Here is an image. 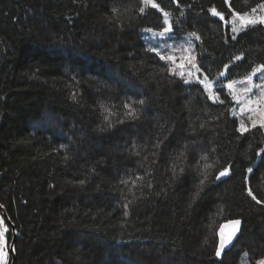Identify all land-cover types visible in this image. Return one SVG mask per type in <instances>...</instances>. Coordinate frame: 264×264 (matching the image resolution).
<instances>
[{"label": "trees", "instance_id": "1", "mask_svg": "<svg viewBox=\"0 0 264 264\" xmlns=\"http://www.w3.org/2000/svg\"><path fill=\"white\" fill-rule=\"evenodd\" d=\"M86 2L0 0V204L19 234L14 264H256L264 258V207L247 197L242 177L253 167L250 184L264 200V162L255 155L264 132L240 137L226 105H205L198 86L149 75L155 70L137 33L162 21L156 9L134 28L135 13L125 9L139 0ZM156 2L180 17L171 0ZM260 2L230 0L235 10ZM186 4L193 6L184 8L178 37L193 26L202 35L196 50L210 79L224 64L235 79L264 62V26L234 42L207 13L216 6L227 17L224 0ZM114 5L124 12L123 31L104 19ZM139 99L148 103L127 119L123 103ZM109 112L111 128L103 119ZM205 154L218 163L189 208ZM228 161L233 175L216 181ZM232 218L243 220L242 233L216 258L217 229Z\"/></svg>", "mask_w": 264, "mask_h": 264}, {"label": "snow or ice", "instance_id": "2", "mask_svg": "<svg viewBox=\"0 0 264 264\" xmlns=\"http://www.w3.org/2000/svg\"><path fill=\"white\" fill-rule=\"evenodd\" d=\"M76 2V0H73ZM176 5V9L180 11V17L173 19V13L171 11H165L156 0H139L138 4L132 5L130 8L125 9V12L130 15L129 26L139 28L141 18L146 17L149 13V9H156L157 12L162 14V21H158L155 26H148L140 28L137 33L138 39L142 40L145 47L140 51L145 54L149 61H151V67L155 70L150 73V76H161L167 78L169 83H180L188 86L189 89L196 87L197 98H204L203 103L207 105L208 101H211L215 105H226L228 114L237 117L239 120L238 126L235 128V132L240 134V137H244L246 133L252 130H258L264 132V62L252 67L250 73H248L244 79L235 80L229 79L230 64H224V70L219 71L215 78H211V70L206 69L203 63L202 53L197 52V41H202V35L193 26V30L188 31L183 44L175 43L179 33L183 31L179 25L185 23L182 17H184V8L190 9L193 5L186 4L181 6V0H171ZM224 4L228 5V16L226 17L223 11L217 9L216 6L209 7L207 13L211 17L218 18L215 23L220 25L221 23L225 28L229 29V39L234 42H239L243 39L242 34H247L249 30H254L257 26H264V0L257 3L255 7H251L248 10H235L230 3V0H224ZM83 6L87 8L88 4L84 0ZM124 12H121L115 5L111 8L110 14L105 16L104 19L109 25L116 22L117 28L121 31L124 29L123 23ZM169 40L174 41L169 43ZM225 43H228V39H225ZM135 52H129V56H133ZM148 54H152L149 56ZM244 59V53L236 55L231 58V63L242 61ZM254 77L260 82L255 83ZM241 86V91H237V87ZM191 95V92L189 93ZM229 97L231 98L229 100ZM72 98L75 100L76 93L72 94ZM148 103L146 99H139L138 101L124 102L123 108L125 110L124 115L129 120H136L139 118L144 106ZM231 105L228 107V105ZM137 105L139 107H137ZM107 111V109H105ZM114 113L109 112L104 116V121L107 122V127L111 128L112 122L109 116ZM223 116L224 113H220ZM219 117H217L218 119ZM119 123H124V120H120ZM205 123L200 124V128L204 129ZM101 131L104 128L100 129ZM239 139V137H238ZM61 148H65V145H61ZM159 147V143L156 145ZM57 151V149H53ZM214 151V150H213ZM139 155V153H135ZM264 149L256 152L255 155L261 157L264 162ZM155 155V153H153ZM35 159V157H34ZM68 159L67 156L64 157ZM200 161H204L201 165ZM218 163V162H216ZM216 163L209 162V155L205 154L200 157V160L196 162L197 167L200 168L198 175H202L203 178L199 180L195 192L192 195V200L188 207L191 208L198 199H202V193L205 191L206 181L209 176V169L216 167ZM184 169H181L183 174ZM234 172V162L228 161V163L218 170L215 175L216 181H221L222 178L231 177ZM246 175L242 177L243 189L247 194V197L251 198L256 205L264 207V200L259 199L254 193L250 184V176L254 174L253 167L246 169ZM175 176V169H173ZM137 180L142 177H136ZM85 180H79V185H84ZM122 184H128L129 181H120ZM71 183V181H70ZM135 184V182H132ZM51 187V186H50ZM151 187V184H149ZM131 191V189H130ZM126 199V197H125ZM132 202L128 201L123 205L125 209V216L128 215V209ZM0 207H3L0 204ZM223 213V209H221ZM243 220L241 218L227 219L226 224H221L219 230L216 233L218 236V243L215 245V257L221 258L222 254L229 249V246L234 244L242 233ZM225 228L228 229L227 233ZM10 232V226L5 223V218L0 217V264H8V256L10 252L16 251L15 242L11 245L8 241V234ZM19 235L18 233H15ZM247 255V254H245ZM256 264H264V258L256 261Z\"/></svg>", "mask_w": 264, "mask_h": 264}, {"label": "water", "instance_id": "3", "mask_svg": "<svg viewBox=\"0 0 264 264\" xmlns=\"http://www.w3.org/2000/svg\"><path fill=\"white\" fill-rule=\"evenodd\" d=\"M0 213H1V215H2V217L3 218H5V221H6V223L10 226V230H11V233H12V238H11V241H10V245H11V243L14 241V242H16V239H17V235L15 234V233H17V231H16V229H15V227H14V224L12 223V221L10 220V218H9V216H8V214H7V212H6V209L4 208V206L3 207H0ZM227 223V221H225V222H223V223H221V224H226ZM220 224V225H221ZM219 225V226H220ZM218 230H219V227H218V229H217V232H218ZM227 231H228V229L227 228H225V232L227 233ZM235 242V241H234ZM217 243H218V236H217ZM232 246V245H231ZM231 246H229V248L231 247ZM9 255H10V257H11V263L10 264H14L15 263V259H16V253L14 252H10L9 253ZM223 255V254H222ZM217 258V257H216Z\"/></svg>", "mask_w": 264, "mask_h": 264}, {"label": "rangeland", "instance_id": "4", "mask_svg": "<svg viewBox=\"0 0 264 264\" xmlns=\"http://www.w3.org/2000/svg\"><path fill=\"white\" fill-rule=\"evenodd\" d=\"M146 27H147V26H146ZM143 28H144V27H143ZM186 34H187V33H186ZM186 34H185V35H182V36H180V37H177L175 43H177V44H183L184 39L186 38ZM173 42H174V41L169 40V43H173ZM244 77H245V76H244ZM244 77L235 78V80L239 81V80L244 79ZM254 82H255V83H259L260 81L254 77ZM237 91H238V92L241 91V86H238V87H237ZM233 117H234V116H233ZM235 118H237V117H235ZM237 120H238V118H237ZM238 123H239V120H238ZM0 217H1V215H0ZM8 260H9V258H8ZM243 264H247V263L243 262Z\"/></svg>", "mask_w": 264, "mask_h": 264}]
</instances>
